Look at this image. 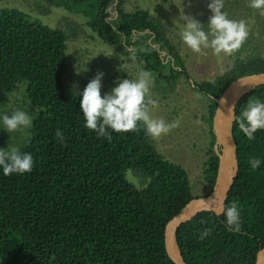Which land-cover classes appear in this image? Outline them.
<instances>
[{
    "label": "trees",
    "instance_id": "16d2710c",
    "mask_svg": "<svg viewBox=\"0 0 264 264\" xmlns=\"http://www.w3.org/2000/svg\"><path fill=\"white\" fill-rule=\"evenodd\" d=\"M48 1L84 16L86 25L117 50L136 48L146 69L170 88L180 75L188 77L179 52L149 10L128 11L126 0ZM209 2L193 3L198 21L208 22ZM246 5L247 0H224L223 11L244 12ZM259 24L262 28L264 20ZM67 41L62 27L20 7L0 8V108L12 93L25 97L33 124L18 148L34 158L30 173L5 176L0 170V264H175L166 252L165 226L200 195L193 193L187 169L156 148L143 123L135 131L111 132V139L84 127L82 96L64 78ZM248 47L249 37L234 53L233 67L194 83L211 101L208 193L219 160L212 130L216 100L233 80L264 72L263 56H242ZM255 99L264 101V85L242 97L236 117ZM233 135L239 171L226 207L238 204L241 231L228 230L224 213H198L177 231L188 264H256L264 246V164L250 167L253 158L264 161V130L249 140L236 119ZM204 229L211 233L201 240Z\"/></svg>",
    "mask_w": 264,
    "mask_h": 264
},
{
    "label": "rangeland",
    "instance_id": "374dc122",
    "mask_svg": "<svg viewBox=\"0 0 264 264\" xmlns=\"http://www.w3.org/2000/svg\"><path fill=\"white\" fill-rule=\"evenodd\" d=\"M195 1L197 0L125 1L124 6L128 11L137 8L149 10L183 59L188 77L180 75L172 88L165 80L158 79L156 73L146 69V61L138 55L136 48L135 52L129 53L103 42L86 25L87 19L84 16L55 7L48 0H0V8L6 5L20 7L31 16L66 30L68 61L64 78L78 92H83L98 72L104 73L101 93H109L119 80L135 78L141 71L150 72L153 82L148 95L156 103L148 104V112L152 118L163 120L169 125V130L158 137L149 135V138L163 155L187 169L193 193L203 196L210 190L206 178L210 156L209 126L206 117L210 112L211 101L196 91L194 83L222 75L233 67L236 56L215 55L210 48L195 53L182 43L179 33L183 22L174 24V20L178 19L183 11L196 19L193 11ZM252 11L253 9L246 5L244 12L238 13L234 9L232 12H226L230 19L243 20L248 27L249 47L242 56L259 54L264 57V26L261 28L259 24L264 20V15L252 14ZM203 24L207 31V23ZM76 68L81 71L79 74ZM165 71L169 73L167 69ZM14 109L26 111L32 118L33 111L21 93H12L7 99V105L1 107L0 111L10 113ZM26 133L27 129H22L10 136L7 131L0 130V148L7 149L9 144L20 146Z\"/></svg>",
    "mask_w": 264,
    "mask_h": 264
},
{
    "label": "clouds",
    "instance_id": "9594fccd",
    "mask_svg": "<svg viewBox=\"0 0 264 264\" xmlns=\"http://www.w3.org/2000/svg\"><path fill=\"white\" fill-rule=\"evenodd\" d=\"M248 6L264 15V0H247ZM208 8L212 15L207 22V31L204 24L192 16L180 12L174 24L183 22L180 30V39L184 45L195 53L202 49H211L215 55L230 56L237 52L249 36L246 22L233 20L223 11L224 0H210ZM77 70V68H76ZM81 71L77 70V74ZM103 72L97 75L86 85L80 100V109L85 123L84 127L96 132L98 137L111 139V132L121 133L135 131L140 123L153 137H158L169 130V125L163 120H156L149 115L148 104L155 105L156 101L149 97L153 82L151 73L141 71L137 77L122 79L109 93L101 95ZM232 111V109H230ZM240 131L249 139L254 140L258 130H264V101L249 100L236 117ZM33 124L31 116L23 110L14 109L0 111V130L12 133L30 128ZM56 136L63 141L62 133L57 130ZM264 164L259 158L250 160L253 170ZM34 158L31 153L22 152L18 147L9 144L7 149L0 148V170L5 176L12 174L30 173L33 169ZM209 194V193H208ZM229 231H241V213L239 206L233 202L230 206L222 207ZM211 233V229H204L200 235L203 240Z\"/></svg>",
    "mask_w": 264,
    "mask_h": 264
},
{
    "label": "water",
    "instance_id": "95a60500",
    "mask_svg": "<svg viewBox=\"0 0 264 264\" xmlns=\"http://www.w3.org/2000/svg\"><path fill=\"white\" fill-rule=\"evenodd\" d=\"M261 85H264V72L243 75L230 82L216 100L212 130L216 138L214 149L219 159L217 175L209 194L192 198L165 226L166 252L175 264H188L177 239L181 225L203 211H212L217 215L224 213L222 207H226L239 171L237 143L233 135L236 106L242 97ZM256 264H264V246L257 253Z\"/></svg>",
    "mask_w": 264,
    "mask_h": 264
}]
</instances>
